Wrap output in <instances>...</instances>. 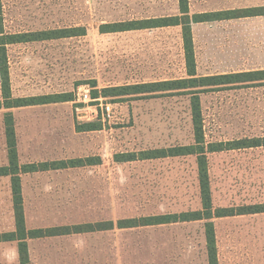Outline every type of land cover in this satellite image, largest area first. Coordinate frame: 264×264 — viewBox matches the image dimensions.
<instances>
[{
  "label": "rangeland",
  "instance_id": "obj_1",
  "mask_svg": "<svg viewBox=\"0 0 264 264\" xmlns=\"http://www.w3.org/2000/svg\"><path fill=\"white\" fill-rule=\"evenodd\" d=\"M8 33L84 26L86 34L8 46L15 97L68 93L72 101L13 109L22 159L96 164L24 178L30 226L112 221L114 228L46 241L68 264H208L204 220L120 229L133 219L200 209L196 155L140 159L194 141L191 98L104 97L107 88L187 76L179 26L104 32L103 24L179 14L178 0H2ZM190 13L264 6V0H189ZM197 73L264 69V15L192 24ZM94 92L112 105L104 114ZM1 95V92H0ZM207 142L264 137V83L200 94ZM98 103V104H97ZM0 110V162L4 161ZM92 123L98 129L80 131ZM81 127V128H79ZM134 156L133 161H123ZM90 158V159H87ZM214 208L264 204V146L208 154ZM0 179V229L10 228ZM12 207V205H11ZM219 264H264V212L214 219ZM68 244L58 251L56 245ZM60 246V247H61ZM8 248L0 264L13 261Z\"/></svg>",
  "mask_w": 264,
  "mask_h": 264
},
{
  "label": "trees",
  "instance_id": "obj_2",
  "mask_svg": "<svg viewBox=\"0 0 264 264\" xmlns=\"http://www.w3.org/2000/svg\"><path fill=\"white\" fill-rule=\"evenodd\" d=\"M179 14L158 17H146L144 19L124 20L103 24L104 32H123L138 29H151L166 26H181L182 38L185 50V64L187 76L180 79H168L151 81L138 84L113 86L107 88L102 94L104 97H121L128 95H145L155 97L162 93H185L191 98L192 128L194 141L189 144L171 145L168 147L153 148L141 152L140 159H156L196 155L198 164V179L200 188L201 208L196 210L169 213L141 218L121 219L117 223L120 228L135 227L138 225H161L178 222H193L204 220L207 260L209 264H219L216 232L214 219L235 215L263 213L264 204L242 206L238 209L233 207L214 208L210 174L208 169V154L233 149H246L264 146V137H246L226 142H207L203 128V116L200 94L228 86H251L264 83V69L219 73L212 75H197L192 24L197 22L216 21L239 17L264 15V6L227 9L211 12H200L191 14L189 0H178ZM3 4L0 0V109H6L4 113V135L8 155V164L0 166V176L11 177V191L16 230L0 234L1 240H19V253L21 264H29L26 238L29 235L45 236L51 235L53 229L34 230L27 232L25 226V215L23 207V195L21 185V173L35 172L40 170L58 169L71 166H83L96 164L92 160L82 158L72 160H58L52 162H40L20 165L15 117L11 109L32 105H43L49 103L72 101L68 93L46 94L39 96L15 97L12 94L10 65L8 60V46L17 43L34 42L76 37L86 34V27L74 26L39 31L8 33L4 30ZM100 97L94 92L93 98ZM80 131L98 129L92 123L86 124ZM123 161H133L136 157L124 156ZM90 159V158H87ZM114 227L112 221L77 224L73 228L75 232H87L100 229H111Z\"/></svg>",
  "mask_w": 264,
  "mask_h": 264
},
{
  "label": "crops",
  "instance_id": "obj_3",
  "mask_svg": "<svg viewBox=\"0 0 264 264\" xmlns=\"http://www.w3.org/2000/svg\"><path fill=\"white\" fill-rule=\"evenodd\" d=\"M200 13V12H197ZM199 23V22H197ZM194 24V23H193ZM170 27V26H166ZM181 27V26H179ZM159 28H164V27H159ZM182 30V29H181ZM199 76V74L197 73ZM168 80V79H166ZM36 106V105H32ZM27 107V106H25ZM29 107V106H28ZM21 108V107H17ZM15 109V108H13ZM13 109H11L13 111ZM6 111V109H0ZM5 113V112H4ZM14 114V112H13ZM15 117V115H14ZM3 126H4V116H3ZM15 127H16V134H17V148H18V155H19V162L20 165H26V164H32V163H40V162H52V161H58V160H72L76 159V157H71V158H62V159H32L25 161L22 159V155L19 150V137H18V131H17V125H16V118H15ZM4 152H5V157L4 161L0 162V166L2 165H7L8 164V155H7V149H6V140H5V135H4ZM77 168L76 166H71L70 164L67 165V167L64 168H58V169H48V170H40V171H35V172H24L21 173V185H22V195H23V207H24V215H25V226L27 232L29 231H34V230H47V229H53V232L51 235H45V236H35V235H29L26 238V244H27V252H28V257H29V264H61V260L53 261L50 256H48L44 251L49 250L53 248V245H45L46 241H52L53 239H65V238H72L75 237L76 235L80 234H85V233H90V232H101L109 229H100V230H95V231H87V232H75V229L73 228L77 223H54L50 225H45V226H30L28 224L27 218H28V212H27V207H26V198H25V193H24V178L27 176L35 175V174H45L48 172H56V171H63V170H70V169H75ZM7 178L9 180V185H10V201H9V206H10V212H11V217H12V222H11V227L10 228H2L0 229V234L8 233V232H14L16 230V223H15V216H14V209H13V201H12V191H11V177L10 176H0V179H5ZM12 205V207H11ZM106 222V221H105ZM88 223V222H85ZM101 223V222H100ZM83 224V223H79ZM114 228V227H113ZM111 228V229H113ZM120 228V227H117ZM129 228V227H126ZM124 229V228H120ZM61 245H56V248L58 251L64 250V247H68V244H63ZM4 248H8L10 253V256L12 255L15 260L13 261H5V264H21V259H20V253H19V240H1L0 241V252H3ZM3 255V254H2ZM0 255V258L2 257ZM3 262H1L2 264ZM62 264H68L67 260H63ZM209 264V263H208Z\"/></svg>",
  "mask_w": 264,
  "mask_h": 264
},
{
  "label": "built area",
  "instance_id": "obj_4",
  "mask_svg": "<svg viewBox=\"0 0 264 264\" xmlns=\"http://www.w3.org/2000/svg\"><path fill=\"white\" fill-rule=\"evenodd\" d=\"M84 101H99V106L101 107L104 114L109 115L112 112V105L104 102V98H94L92 99L88 92L82 93ZM98 104V103H97Z\"/></svg>",
  "mask_w": 264,
  "mask_h": 264
}]
</instances>
